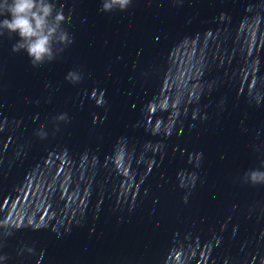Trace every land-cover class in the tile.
Returning a JSON list of instances; mask_svg holds the SVG:
<instances>
[{
  "label": "water",
  "instance_id": "water-1",
  "mask_svg": "<svg viewBox=\"0 0 264 264\" xmlns=\"http://www.w3.org/2000/svg\"><path fill=\"white\" fill-rule=\"evenodd\" d=\"M53 2L52 62L0 37V264H264V0Z\"/></svg>",
  "mask_w": 264,
  "mask_h": 264
},
{
  "label": "clouds",
  "instance_id": "clouds-1",
  "mask_svg": "<svg viewBox=\"0 0 264 264\" xmlns=\"http://www.w3.org/2000/svg\"><path fill=\"white\" fill-rule=\"evenodd\" d=\"M132 0H102L101 10L125 11ZM0 37L15 35L14 52L24 51L33 67L52 62L72 36L63 25L70 20L56 9L53 0H0ZM252 185H264V170L253 169L245 174Z\"/></svg>",
  "mask_w": 264,
  "mask_h": 264
}]
</instances>
